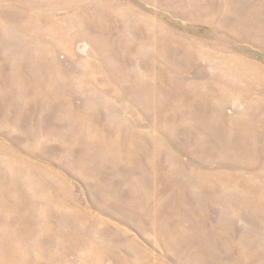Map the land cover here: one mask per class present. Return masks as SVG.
<instances>
[{
    "label": "rangeland",
    "instance_id": "rangeland-1",
    "mask_svg": "<svg viewBox=\"0 0 264 264\" xmlns=\"http://www.w3.org/2000/svg\"><path fill=\"white\" fill-rule=\"evenodd\" d=\"M0 264H264V0H0Z\"/></svg>",
    "mask_w": 264,
    "mask_h": 264
}]
</instances>
